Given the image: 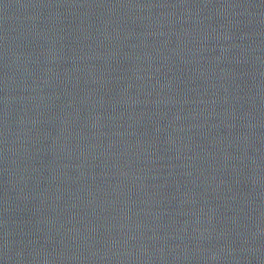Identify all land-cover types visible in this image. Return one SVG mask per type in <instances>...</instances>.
I'll list each match as a JSON object with an SVG mask.
<instances>
[{
	"label": "water",
	"instance_id": "1",
	"mask_svg": "<svg viewBox=\"0 0 264 264\" xmlns=\"http://www.w3.org/2000/svg\"><path fill=\"white\" fill-rule=\"evenodd\" d=\"M0 60L264 178V0H0Z\"/></svg>",
	"mask_w": 264,
	"mask_h": 264
}]
</instances>
